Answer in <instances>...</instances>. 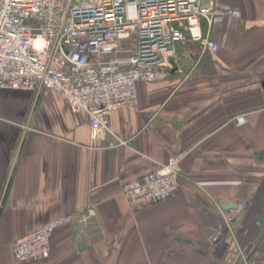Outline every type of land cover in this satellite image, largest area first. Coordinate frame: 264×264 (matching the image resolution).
Instances as JSON below:
<instances>
[{"label":"crops","instance_id":"0c3cea01","mask_svg":"<svg viewBox=\"0 0 264 264\" xmlns=\"http://www.w3.org/2000/svg\"><path fill=\"white\" fill-rule=\"evenodd\" d=\"M222 1L243 17L214 29L220 52L179 44L103 139L52 90L0 88V264H243L240 247L264 264V0ZM181 152L178 194L132 208L123 184ZM242 200L237 243L223 211ZM68 215L50 258L15 260L19 237Z\"/></svg>","mask_w":264,"mask_h":264},{"label":"built area","instance_id":"2783aa9c","mask_svg":"<svg viewBox=\"0 0 264 264\" xmlns=\"http://www.w3.org/2000/svg\"><path fill=\"white\" fill-rule=\"evenodd\" d=\"M242 17L239 8L222 0H0V88L54 91L73 113L88 119L97 141L114 134V110L138 107L140 83L166 80L177 68L179 44L194 40L202 53L218 54L214 29ZM246 122L245 115L235 118L238 126ZM184 157L178 153L123 184L130 206L178 194ZM247 205L242 200L238 208L223 211L237 243L232 226ZM72 220L60 217L19 237L15 260L50 258L54 232ZM239 250L243 264H258Z\"/></svg>","mask_w":264,"mask_h":264},{"label":"water","instance_id":"95a60500","mask_svg":"<svg viewBox=\"0 0 264 264\" xmlns=\"http://www.w3.org/2000/svg\"><path fill=\"white\" fill-rule=\"evenodd\" d=\"M232 207H236V204L234 203H229V204H226L225 208H232Z\"/></svg>","mask_w":264,"mask_h":264}]
</instances>
